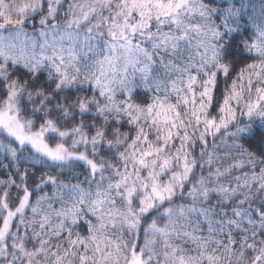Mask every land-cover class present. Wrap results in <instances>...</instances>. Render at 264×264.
Returning a JSON list of instances; mask_svg holds the SVG:
<instances>
[{
    "label": "clouds",
    "instance_id": "obj_1",
    "mask_svg": "<svg viewBox=\"0 0 264 264\" xmlns=\"http://www.w3.org/2000/svg\"><path fill=\"white\" fill-rule=\"evenodd\" d=\"M0 114V264H264V0H0Z\"/></svg>",
    "mask_w": 264,
    "mask_h": 264
},
{
    "label": "snow or ice",
    "instance_id": "obj_2",
    "mask_svg": "<svg viewBox=\"0 0 264 264\" xmlns=\"http://www.w3.org/2000/svg\"><path fill=\"white\" fill-rule=\"evenodd\" d=\"M131 2L133 3V5H136V4L143 5V4L148 3L149 0H131ZM153 2H155L156 4L159 5V4H162L163 0H153ZM172 2H173V0H168V5L170 6ZM175 2L177 4V6L179 7V5L184 2V0H175ZM165 14L167 15L168 13H165ZM140 15L143 16V13H140ZM85 18H86V16H85ZM136 27L143 28L144 25L132 26L131 27V31H132L133 34L136 31ZM110 34H111L113 40L115 41V39H116V33L115 32H112ZM68 36H69V38H71L72 34L69 33ZM150 38L151 37L149 36V39ZM121 39L126 42L125 44H121L120 47L125 48L126 51L128 52V62L129 63H132V64H135L136 63V60L133 58L134 57V51L136 49H140V46L138 44L135 45V46H133L132 45V42L128 40V35H127L126 32L125 33H122ZM173 39L174 38L172 36H170L168 34H165L164 36H161L160 37V44L163 45V46H165V47H167L168 44H169V42L172 41ZM157 46H159V45H156V44L153 45V47H157ZM112 47H115V44H113ZM143 51H145V54H147L146 53V50H143ZM2 118H3V114H0V122H2ZM257 134L260 135L262 139H264V134H260V133H257ZM21 139H24V138L21 137ZM32 142L34 144H37L38 143V141H36L34 139L32 140ZM131 264H143V261L139 257L135 256V251L133 253V260L131 261Z\"/></svg>",
    "mask_w": 264,
    "mask_h": 264
}]
</instances>
